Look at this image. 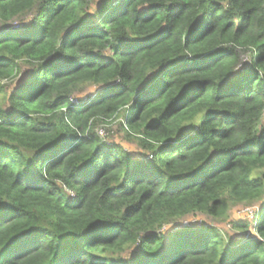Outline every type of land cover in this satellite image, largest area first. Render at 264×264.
<instances>
[{
  "label": "trees",
  "instance_id": "trees-1",
  "mask_svg": "<svg viewBox=\"0 0 264 264\" xmlns=\"http://www.w3.org/2000/svg\"><path fill=\"white\" fill-rule=\"evenodd\" d=\"M0 264H264V0H0Z\"/></svg>",
  "mask_w": 264,
  "mask_h": 264
},
{
  "label": "rangeland",
  "instance_id": "rangeland-1",
  "mask_svg": "<svg viewBox=\"0 0 264 264\" xmlns=\"http://www.w3.org/2000/svg\"><path fill=\"white\" fill-rule=\"evenodd\" d=\"M247 57H242V64H248ZM94 88L90 91L87 90V92H93ZM86 94L88 95V93ZM73 102H77V100H74ZM101 138L105 140V142H112L116 144L117 146L121 147L124 151H128L131 154H136L137 156L141 153L140 150H138V145L135 141L129 139L127 137L126 132L122 130V127L118 125V123L109 126V127H103L100 129L99 132ZM258 209V205L252 206V207H244V206H238L233 207L230 210L229 218L226 221L220 222V221H212L204 216H195L190 217L189 219L184 220L183 225H189L190 223H202L205 224L207 227L214 225L221 231L222 234L226 235L227 233L230 236L234 235L233 230L228 226L227 222L230 220H252L254 218V215L256 213V210ZM251 235V233H246V235L242 234L241 237H248ZM254 238H257L256 235L253 236Z\"/></svg>",
  "mask_w": 264,
  "mask_h": 264
}]
</instances>
